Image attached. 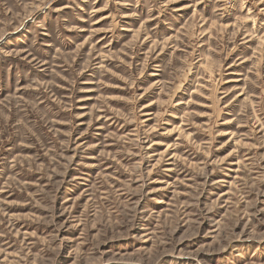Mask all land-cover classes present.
Returning <instances> with one entry per match:
<instances>
[{
    "label": "rangeland",
    "instance_id": "obj_1",
    "mask_svg": "<svg viewBox=\"0 0 264 264\" xmlns=\"http://www.w3.org/2000/svg\"><path fill=\"white\" fill-rule=\"evenodd\" d=\"M0 264H264V0H0Z\"/></svg>",
    "mask_w": 264,
    "mask_h": 264
}]
</instances>
